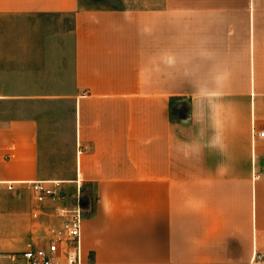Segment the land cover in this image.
<instances>
[{"label": "crops", "instance_id": "obj_1", "mask_svg": "<svg viewBox=\"0 0 264 264\" xmlns=\"http://www.w3.org/2000/svg\"><path fill=\"white\" fill-rule=\"evenodd\" d=\"M114 1L0 0V262L79 200L89 261L264 264V0Z\"/></svg>", "mask_w": 264, "mask_h": 264}, {"label": "built area", "instance_id": "obj_2", "mask_svg": "<svg viewBox=\"0 0 264 264\" xmlns=\"http://www.w3.org/2000/svg\"><path fill=\"white\" fill-rule=\"evenodd\" d=\"M253 134H256L253 130ZM264 136V131L257 133ZM31 190L36 202L47 200L56 202L64 196L59 183L49 184L47 181L31 182ZM11 189L12 185L9 184ZM39 212L33 217L38 218ZM61 219L58 226L49 228L40 238L39 242L28 245L21 251L7 253L4 262L0 264H98L84 257L81 244V231L83 222V208L78 200L72 207H62L56 210ZM166 264V263H157Z\"/></svg>", "mask_w": 264, "mask_h": 264}, {"label": "rangeland", "instance_id": "obj_3", "mask_svg": "<svg viewBox=\"0 0 264 264\" xmlns=\"http://www.w3.org/2000/svg\"><path fill=\"white\" fill-rule=\"evenodd\" d=\"M84 3H87L91 6H100V5H111V3L115 2L114 0H83ZM116 2H119L116 0ZM221 97H219L220 99ZM183 100V99H182ZM173 100L171 104V113L175 119H184L186 121L190 118V104H189V97H185L183 101L179 102Z\"/></svg>", "mask_w": 264, "mask_h": 264}, {"label": "clouds", "instance_id": "obj_4", "mask_svg": "<svg viewBox=\"0 0 264 264\" xmlns=\"http://www.w3.org/2000/svg\"><path fill=\"white\" fill-rule=\"evenodd\" d=\"M209 147L210 148H218L221 152L224 151L223 142L218 135L216 137H213V139L209 142Z\"/></svg>", "mask_w": 264, "mask_h": 264}]
</instances>
